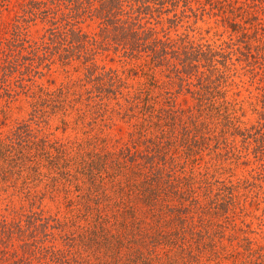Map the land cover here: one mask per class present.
Segmentation results:
<instances>
[{
  "label": "trees",
  "instance_id": "1",
  "mask_svg": "<svg viewBox=\"0 0 264 264\" xmlns=\"http://www.w3.org/2000/svg\"><path fill=\"white\" fill-rule=\"evenodd\" d=\"M9 3L15 8V17L5 37L11 54L5 55V65L0 66V97H11L4 84L10 83L8 80L15 73L32 70L35 63L40 64L36 68L49 67L58 58L64 63L81 59L85 64H93L99 53L113 48L124 59L149 58L155 67L165 68L169 77L179 81L185 74L195 77L196 95L203 99L212 94L216 82L227 81L238 50L249 66L252 62L260 65L263 84L261 105H255L260 107L255 109L259 125L238 132L247 141L263 146L264 0H9ZM181 8L182 16L187 12L198 16L202 12L229 25L230 42L202 44L186 37H158L157 30L150 27L151 22H160L158 19L163 15L173 14L169 20L176 25ZM35 19L46 24L47 32L32 43L25 29ZM87 23L95 24L98 32H85L81 25ZM234 35L238 37L237 43ZM238 42L245 44L244 53L236 47ZM260 59L263 63H259ZM95 70L89 68L85 91L75 93L72 99L63 88L46 91L30 121L12 132L7 138L9 143H0V171L5 181L13 184L12 189H0V196L4 195L8 202L17 197L21 203L20 208H12L8 203L0 214V264H126L128 257L133 264H162L163 256L155 247L158 244L171 245L180 255L191 251L194 243L204 248L202 251L207 250L210 226L214 224L213 218L220 216V205L229 206L227 214L235 202L236 186L223 185L217 195L207 189L204 195L208 202L203 204L197 196V182L192 173L177 177L179 166L162 151L167 135L165 126L161 137L141 134L133 141L132 147L143 144V151L134 152L131 146L122 149L123 163L120 158L92 156L76 159L73 163L76 167L72 169L68 163L55 162L47 149L49 141L38 146L40 153L32 152L29 128L37 122L39 114L45 113L44 108L64 111L69 106L86 116L98 102H121V95L130 104L129 110L137 109L142 115L151 111L150 97L143 96L144 92L125 94L128 85L117 71L94 73ZM78 103L88 110L78 109ZM33 155L40 160L35 163ZM45 162L52 166L47 173L41 171ZM133 171L135 174H129ZM130 176L137 179L132 181ZM245 184L249 189L257 187L256 180H246ZM46 197L70 203L74 207L73 218L62 221L48 215L40 205ZM139 205L147 207L149 214L143 210L138 214ZM263 217L264 212L258 219L264 223ZM149 218L158 220L151 232L144 229L147 225L144 220ZM84 220L86 226L80 224ZM129 236L133 240L122 241ZM247 248L254 257L253 248ZM167 256L172 261L170 254ZM253 264H264V259L256 257Z\"/></svg>",
  "mask_w": 264,
  "mask_h": 264
},
{
  "label": "rangeland",
  "instance_id": "2",
  "mask_svg": "<svg viewBox=\"0 0 264 264\" xmlns=\"http://www.w3.org/2000/svg\"><path fill=\"white\" fill-rule=\"evenodd\" d=\"M182 11L183 8L179 12V20L174 22L176 25L169 20L173 19V14H165L158 19L160 22L152 21L150 27L157 30L160 38L186 37L202 44L230 42L232 29L229 25H224L222 21L209 15H203L202 12L198 16L191 12L182 16ZM14 17V6L9 0H0V66L5 65V55L11 54L5 37L8 36L6 32ZM27 27V39L32 43L46 35V24L39 19L30 22ZM81 27L90 34L98 32L93 23ZM234 40L237 43L238 37L235 35ZM238 43L236 47L242 48L244 53L245 44ZM259 43L263 42H253V45ZM246 59L236 51L234 65H231L233 69H230L227 81L213 85L210 100L209 97L198 99V81L195 77L190 78L185 74L183 80L179 81L169 77L165 68L155 67L149 58L124 59L113 48L96 56L93 63L95 67L91 63L85 64L81 59L64 63L56 58L49 67L42 65L39 68H36L39 63H35L32 70L17 72L8 80L10 83L4 84L12 96L0 97V143H9L7 138L12 132L21 124L30 121L39 98L45 96L46 91L63 88L72 99L75 93L85 91V78L89 68H96L94 73L117 71L128 85V89L124 90L125 94L144 92L143 96L150 97L148 100L152 106L151 111L142 115L137 109L129 110L130 104L121 95V106L116 100H104L93 104L94 109L88 111L86 116L69 106L64 111L44 108L45 113L39 114L37 122L32 123L29 128L32 132L30 148L33 147L30 150L40 153L38 146L41 147L45 141H49L51 146L47 145V149L55 162L61 165L68 163L72 169L76 167L73 164L76 159H89L92 156L120 158L122 162V149L132 147L133 141L138 140L141 134L150 138L161 137L162 128L165 126L167 135L165 134V140L163 138L162 151L172 163L179 166L177 177L182 178L192 173L198 183H195L197 196L203 204L207 201L204 195L207 189H210L212 195H217L223 185L236 187L235 202L230 206L229 212L225 214L229 206L223 203L224 205H220V216L213 218L214 224L210 226L211 238L207 240L208 249L202 251L204 248L201 249L202 247L194 243L191 251L180 255L172 250L171 245L158 244L155 247L159 255L163 256L162 264H253L256 257L264 259V223L258 219L264 212V178H261L264 176V144L262 146L253 140L247 141L238 131L259 125L260 120L255 109L260 110V107L255 105H261L259 98L263 84L260 65L252 62L249 66ZM259 63H263V60L260 59ZM77 105L80 110H88L85 105ZM143 139L147 137L144 136ZM144 149L143 144L132 147L134 152ZM32 159L35 163L40 160L34 155ZM44 165L46 166L41 171L49 172L52 166L47 162ZM129 167L131 170L130 163ZM129 174H135V171ZM130 177L132 181L137 179L135 176ZM5 180L3 172L0 171V189H12L13 184ZM246 180H256L257 187L246 188ZM200 181L203 182L201 185ZM8 203L12 208L21 206L17 197L8 202L4 195L0 196V214L7 208ZM25 205L28 206L27 202ZM40 205L48 215L57 216L62 221L73 218L74 207L64 199L52 200L46 197ZM147 209L140 205L136 208L138 214L141 210L149 214ZM157 221L154 218L144 220L147 224L144 229L151 232L152 225H156ZM81 223H84L83 226L87 225L86 220ZM163 225L166 226L165 222ZM128 240L133 239L131 236L122 238L123 242L127 243ZM247 246L253 248L254 257L250 256ZM167 254H170L172 261L167 259ZM125 260L126 264H133L131 257Z\"/></svg>",
  "mask_w": 264,
  "mask_h": 264
}]
</instances>
